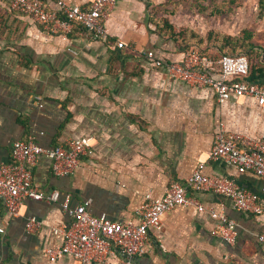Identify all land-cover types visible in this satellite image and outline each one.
Here are the masks:
<instances>
[{
	"label": "crops",
	"instance_id": "0c3cea01",
	"mask_svg": "<svg viewBox=\"0 0 264 264\" xmlns=\"http://www.w3.org/2000/svg\"><path fill=\"white\" fill-rule=\"evenodd\" d=\"M65 1L89 7L93 0ZM159 1L117 0L109 37L93 40L81 26L64 39L0 0V164L9 161L13 142L30 136L45 147L81 138L92 145L68 176L56 175L49 158L38 159L34 180L45 193L59 190V201L27 199L12 216L0 199L1 264H78L69 254L51 262L46 253L61 242L52 228L72 221L62 206L66 195L72 207L90 199L97 216L136 221L146 194L163 196L204 162L206 173L234 177L264 199L261 177L210 158L221 124L260 138L264 107L248 96L220 103L210 87L173 80L146 57L154 51L177 61L184 53L156 30L150 12ZM59 2L46 0L52 10ZM189 194L236 221V243L217 235L218 221L208 213L178 206L163 215L161 230H149L136 264H264V210L236 209L228 197L193 186ZM32 217L42 222L35 233L26 227ZM123 257L119 251L114 260Z\"/></svg>",
	"mask_w": 264,
	"mask_h": 264
},
{
	"label": "built area",
	"instance_id": "2783aa9c",
	"mask_svg": "<svg viewBox=\"0 0 264 264\" xmlns=\"http://www.w3.org/2000/svg\"><path fill=\"white\" fill-rule=\"evenodd\" d=\"M116 2L93 0L89 7H81L60 0L59 7L54 10L48 7L46 0H9V5L12 11L30 16L51 32L61 34L64 39L75 26H81L91 39L103 40L110 35L107 21ZM118 46L122 48L125 43L119 41ZM145 54L156 67L167 69L171 79L196 88L210 87L220 103L248 96L264 107V83L249 80L250 61L246 54H222L213 58L198 50H187L177 61L159 58L154 51ZM40 106L43 104L40 103ZM91 147L89 138L70 139L52 147L41 145L33 136L13 142L9 161L0 164V199L8 213L19 215L27 199H46L49 202L61 199L59 190L45 193L34 180V166L41 156L51 160L56 175L68 176L91 153ZM210 158L229 163L238 173L253 172L264 181V134L254 138L241 132H230L221 124L215 134ZM191 186L199 191L224 195L231 200L234 208L245 212L261 213L264 210V199L258 193L239 185L234 177L206 173L205 164L201 162L185 182H173L163 196L146 194L135 208L136 221L120 222L106 215L97 216L89 208L90 199L72 207L71 197L66 195L62 206L72 221L52 228L53 233L61 237V242L46 250L49 260L55 262L61 255L69 254L78 264H136L135 259L145 248L149 230H161L163 215L178 206L208 213L218 221L217 235L228 244L236 243V221L229 218L223 209L206 206L191 196ZM26 227L29 232L35 233L41 229L42 222L32 217ZM0 232H4L1 226ZM258 239L264 244V232L259 234ZM119 251L124 257L115 261Z\"/></svg>",
	"mask_w": 264,
	"mask_h": 264
},
{
	"label": "rangeland",
	"instance_id": "374dc122",
	"mask_svg": "<svg viewBox=\"0 0 264 264\" xmlns=\"http://www.w3.org/2000/svg\"><path fill=\"white\" fill-rule=\"evenodd\" d=\"M206 9H201V6ZM152 18L164 28L161 35L169 38L171 34L184 33L182 43H203L210 49L222 44L228 37L239 38L248 31L251 33L249 44L254 47L247 52L252 59L259 58L256 50L264 52V3L262 0H160L151 8ZM168 21L173 28H165ZM209 34L214 37L209 38ZM240 39V38H239ZM238 43V42H237Z\"/></svg>",
	"mask_w": 264,
	"mask_h": 264
},
{
	"label": "trees",
	"instance_id": "16d2710c",
	"mask_svg": "<svg viewBox=\"0 0 264 264\" xmlns=\"http://www.w3.org/2000/svg\"><path fill=\"white\" fill-rule=\"evenodd\" d=\"M209 1L212 2L213 0H209ZM262 2L264 3V0H262ZM201 9L202 10L206 9V7L202 5ZM153 22L158 28L159 23L157 21L155 22L154 19H153ZM163 27H165L166 29L173 28L172 25L168 21L165 22V25ZM158 29L165 31L164 28H158ZM161 30L159 34L162 35L163 32ZM208 37L212 38L214 37V35L209 34ZM239 38L237 39V38L228 37L224 43L220 45L219 44L213 45L215 48L213 50L203 45V43H199V42L182 43L183 40L185 39L184 33L182 32L176 33V31H174V33L171 34L168 39H171L176 44L177 48L182 50L183 52L187 50H198L201 53L208 55L210 57H213V58H218L222 54H232V55L246 54L250 61V75H249L250 80L252 82L264 83V52L262 51L260 55V52L256 50V52L258 53V56L260 57L252 59L251 55L247 54V52H249V50L253 48L254 45L250 43L249 49L244 51V48L247 46V42L250 41L251 33L246 31L245 35H242Z\"/></svg>",
	"mask_w": 264,
	"mask_h": 264
}]
</instances>
